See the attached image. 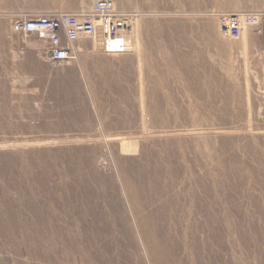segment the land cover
Here are the masks:
<instances>
[{"label": "rangeland", "instance_id": "374dc122", "mask_svg": "<svg viewBox=\"0 0 264 264\" xmlns=\"http://www.w3.org/2000/svg\"><path fill=\"white\" fill-rule=\"evenodd\" d=\"M52 11L92 14L75 61L12 29ZM263 28L264 0H0V264H264Z\"/></svg>", "mask_w": 264, "mask_h": 264}, {"label": "built area", "instance_id": "2783aa9c", "mask_svg": "<svg viewBox=\"0 0 264 264\" xmlns=\"http://www.w3.org/2000/svg\"><path fill=\"white\" fill-rule=\"evenodd\" d=\"M13 31L35 36L45 45V57L50 63L75 61L76 43L95 34L92 14L83 11H52L16 20ZM264 41V28L262 29Z\"/></svg>", "mask_w": 264, "mask_h": 264}, {"label": "bare ground", "instance_id": "6f19581e", "mask_svg": "<svg viewBox=\"0 0 264 264\" xmlns=\"http://www.w3.org/2000/svg\"><path fill=\"white\" fill-rule=\"evenodd\" d=\"M140 1H142V2H151V3H158V2H161V1H163V0H140ZM168 1H173V0H168ZM180 2H182V3H189L190 5H194V7H195V4H198L199 2H201V1H211V0H179ZM224 1H231V0H224ZM172 3V2H171ZM159 5V4H158ZM187 8V7H186ZM189 8V7H188ZM114 42H112V41H109L108 42V45H110V48L109 49H111V50H113V47H114ZM78 45V44H77ZM126 46L127 47H129L128 46V44H126ZM177 51V50H176ZM179 54V53H178ZM182 61V60H181ZM164 62V61H163ZM180 63V62H179ZM53 64V63H52ZM86 74H87V72H86ZM82 75V74H81ZM88 75V74H87ZM103 76V75H102ZM88 86V85H87ZM158 92V91H157ZM165 95V94H164ZM165 97V96H164ZM167 98V97H166ZM169 102V101H168ZM155 109L154 110H159V107L158 106H155L154 107ZM125 116V115H124ZM133 117V116H132ZM157 117V116H156ZM122 118V117H121ZM120 127H121V125H120ZM174 142V141H173ZM170 147V146H169ZM174 148V147H173ZM177 148V147H176ZM153 152V151H152ZM154 153V152H153ZM171 154V153H170ZM166 156V155H165ZM176 156V155H175ZM141 157H143V156H141ZM151 157V156H150ZM146 159V158H145ZM164 159V158H163ZM173 159V158H172ZM153 161V160H152ZM175 161V160H174ZM180 161V160H179ZM182 163V162H181ZM177 164V163H176ZM178 165V164H177ZM153 166V165H152ZM176 167V166H175ZM159 168V167H158ZM181 170V169H180ZM155 171V170H154ZM164 171V170H163ZM161 172V171H160ZM152 173H153V171H152ZM173 175V174H172ZM159 179V178H158ZM201 182V181H200ZM199 177H197V178H195V183H196V186H199ZM157 184H160V183H157ZM160 186V185H159ZM163 186V185H162ZM170 186V185H169ZM157 188V187H156ZM161 189H162V187H160ZM147 189V188H146ZM148 192V191H147ZM172 193V192H171ZM152 194H153V192H152ZM169 195V194H168ZM180 195V197H181V200H182V206H183V204L184 203H186L187 202V198L181 193V194H179ZM195 197H196V200H199V196L200 195H198L197 193H195ZM187 196V195H186ZM170 197V196H169ZM172 199V200H171ZM176 199H179V197H175V196H171V198H170V200L168 199V204H170L171 203V205L170 206H172L173 205V203L175 202V200ZM170 202V203H169ZM167 205V204H166ZM168 206V205H167ZM182 206H181V210H182ZM165 207V206H164ZM192 212V210H190V209H188V208H185L184 209V214H185V216H188L190 213ZM76 228V227H75Z\"/></svg>", "mask_w": 264, "mask_h": 264}]
</instances>
